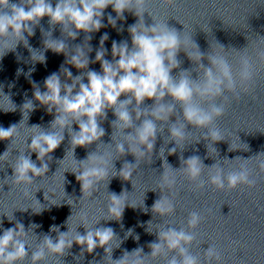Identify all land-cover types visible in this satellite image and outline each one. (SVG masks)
<instances>
[{
	"label": "clouds",
	"instance_id": "obj_1",
	"mask_svg": "<svg viewBox=\"0 0 264 264\" xmlns=\"http://www.w3.org/2000/svg\"><path fill=\"white\" fill-rule=\"evenodd\" d=\"M148 3L149 0H57L53 7L51 0H0V58L9 51L14 52L17 45L23 43L31 53L34 63H45V55L43 53L37 55V50L30 47L25 37V33L28 37L34 35L35 26L39 25L40 20L45 16L49 17L51 25H60L68 38L75 39L80 31L86 34L87 52L84 50L85 42L83 46L78 45L69 52L64 40L49 39L51 32H46L47 36L44 33L45 49L57 54L63 53L66 56V64L86 71L73 77L72 73L62 65L60 73L71 80V83L62 81L60 74L53 73L44 81L46 91L41 92L39 87L33 84L35 100L46 106L49 113L55 109L56 114L51 122V131L45 132L39 125L31 127L41 129L38 134L30 136L31 144H26L31 152L37 154L40 166L37 167L30 155H24L25 151H19L20 154L11 164L13 169L11 185L24 187L25 195L28 194L27 186L32 185L36 178L45 177L48 171L45 158L51 157L50 154L61 145L65 129L71 130L69 133L72 153L78 146L87 147L100 141L105 135L100 121L106 118L108 109H112L116 117L112 127L122 134V141L114 140V133L112 134L115 152L120 157L126 153L135 157V163L125 162L119 173L115 171V174L111 175H119L125 181L131 179L132 182L133 173L141 161L145 158L151 161L157 134L163 132L166 125L169 132L167 143L172 141L175 143V146L168 150L169 155L174 154L178 145L188 140L190 133L186 130L188 125L193 129L203 130L200 139L209 141L214 151L217 150L213 144L225 140L215 122L225 114L226 102H228L226 94L231 93L233 97L238 98L240 92L249 90L255 75L256 60L242 50L237 51L238 58L233 63L224 46L219 44L224 51L207 53L208 66H205L201 62L205 54L200 51L199 46L189 35H181L185 29L183 32H178L168 26L167 20H157L149 11ZM175 3L176 0H161V4L165 7ZM108 6H111L116 13V19L111 15L108 16V23L112 27L116 26L117 19H124L125 11L132 12L138 20L128 28L132 41L131 49L127 41L112 43V62L104 58L106 50L103 45L108 35L105 33L101 37L100 48L96 52L95 60L91 61L100 62L102 71L98 73L87 70L90 63L87 53L92 51L88 43L91 36L87 34L99 31L105 26L102 23V16ZM145 12L154 21L152 25L145 26ZM181 51L197 65L195 70L199 73L198 79L193 80L189 70L180 71L176 77L171 75L173 69L180 67L181 61L177 59V55ZM34 57L38 58L34 59ZM116 57L119 58L115 59ZM256 57L264 63V49L259 50ZM20 71L22 70H18V74ZM85 76L87 83L82 82ZM77 86H79L78 90H76ZM0 92L3 93L2 89ZM122 95L127 98L121 100ZM3 96L14 105L8 95L3 93ZM145 99L154 101L150 109L140 107ZM177 106L181 110L182 119L176 116ZM24 107L29 108V112L34 110L31 100H27L23 104ZM9 111H15V107ZM173 116H176L175 122H171L170 118ZM137 121H140L138 125ZM74 122L79 125V131L73 132ZM16 129L15 124L8 128L0 127V140H11L10 145H12ZM127 129L131 131L126 133ZM200 139L195 142H199ZM236 149L238 148H232L230 144L229 151ZM164 152L165 149L161 148L159 155L164 160L162 165L164 171L159 176L158 183L161 195L151 208L152 213L158 216L162 223L156 230L158 240L148 245L151 249L149 254L145 255L143 248H137L130 253L125 251L121 258L113 260V249L119 248L122 241L111 227H94L100 220L91 228L83 223L80 224L86 229V234L83 235L76 229L75 234L70 235L69 227L68 231L60 232L59 227L53 225L50 231L57 233L55 239L48 234L38 239L33 229L39 225L31 224L26 231L24 225L17 222L14 227L4 230L0 235V264H23L26 259H30V264H44L51 258L55 259V264H64L61 257L68 254L73 243L81 246V254L76 259L82 258L85 251L92 253L100 247L104 249L105 258L110 264H155L159 260H163L164 264H223L222 254L215 245H209L203 250V261L200 253L193 254L191 250L197 240L196 230L204 220L200 212L188 213L186 227H175L172 220L166 219L173 217L176 212L175 202L179 194L175 190L176 173H183L197 189L204 190L207 184L218 190H224L241 186L254 188L256 179L252 176L253 171L246 164L228 171H225L218 162L206 167L200 157L195 155L186 160L181 157L182 167L173 169L167 162ZM7 155L9 148L0 155V159ZM237 158L242 159L241 157L235 159ZM250 159L252 158L243 160ZM79 164L82 165L79 172H72L76 174V179L81 184L83 196L86 193L91 196L92 190L97 189L102 181L109 182V160L105 154L90 153L86 159L79 161ZM111 165L114 168L113 161ZM257 167L259 173H264V159L257 161ZM204 169H215L214 173L208 174L207 181L202 179ZM125 193L127 192L124 191L119 195L109 193L107 206L109 218L105 220L120 221L126 206L138 207L122 199ZM44 199H49L45 193ZM141 208L145 212L148 211L144 206V200ZM41 210L42 207L39 211L33 212L38 214ZM7 218L12 221L13 215L11 217L7 215ZM149 223L150 221L148 225ZM146 230L150 232L148 226ZM131 235L132 230L129 229L125 238ZM32 237H35V242ZM135 238L139 239L138 236ZM117 239L120 243L113 247V242ZM33 244H35L34 248ZM29 249H32L30 253Z\"/></svg>",
	"mask_w": 264,
	"mask_h": 264
}]
</instances>
